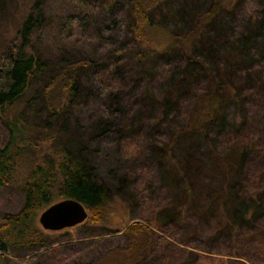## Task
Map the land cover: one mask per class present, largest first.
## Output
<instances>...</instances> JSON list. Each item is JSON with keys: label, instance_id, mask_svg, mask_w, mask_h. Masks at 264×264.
Returning <instances> with one entry per match:
<instances>
[{"label": "trees", "instance_id": "obj_1", "mask_svg": "<svg viewBox=\"0 0 264 264\" xmlns=\"http://www.w3.org/2000/svg\"><path fill=\"white\" fill-rule=\"evenodd\" d=\"M42 1L33 0L13 46L0 56V187L8 183L20 150L28 145L21 112L10 114L37 83L44 84L38 95L49 114V128L41 129L40 139L46 142L47 158L27 169L21 183L22 206L0 219V264H6L10 256L19 257L17 250L25 251L22 257L38 259L55 246L65 248L66 253H56L62 264L72 258L67 254L73 239L69 228L60 240L59 232H44L38 224L40 212L55 201L73 198L84 205L88 216L74 227L96 225L107 218L112 200L109 187L89 160L87 141L74 137L67 128L69 110L79 100L92 108L93 132L100 138L108 133L119 136L121 142L131 139L128 133L133 135L134 154L129 150L126 160L134 157L137 148H144L170 181L171 194L165 200L154 199V228L139 218L121 219L117 233L125 238V245L114 252L122 253L127 264H264V46L256 44L264 45V0L248 1L251 11L231 28L227 47L217 59L209 58L215 49L213 21L224 11L234 12L240 0H198L206 6L196 24L187 29L181 16L183 6L170 12V22L163 15L160 21L156 18L157 9L168 0H55L59 10L47 13ZM46 14L56 18L52 22L54 44L43 32ZM39 42L55 46L54 53L62 56L63 50L67 53L89 44L97 56L49 58L47 46ZM196 43L207 53H194ZM244 43L248 44L245 51H239ZM151 52L155 64L146 69ZM240 65L246 67L243 76L247 80L254 70L260 78L236 86L231 74ZM193 78L195 83L186 91ZM28 102L36 100L32 97ZM240 103L248 119L236 131L224 127L230 122L232 126L233 107L241 109ZM137 109L142 113L139 118L133 117ZM220 125L224 128L216 129ZM200 136L210 157L228 169L219 185L209 179L192 183L174 154L177 138L190 141ZM124 147L129 149L125 143ZM122 175L126 180L129 177ZM134 178L140 180L136 173ZM147 179L142 174V193ZM146 201L142 197V205ZM198 201L200 208L193 211L192 204ZM247 201L254 205L251 211L245 206ZM208 206H214L217 217L224 216V208L229 211L225 223L233 234L231 240L213 244L206 252L202 236ZM181 232L191 233L180 239ZM115 236L99 235L90 242H107Z\"/></svg>", "mask_w": 264, "mask_h": 264}, {"label": "rangeland", "instance_id": "obj_2", "mask_svg": "<svg viewBox=\"0 0 264 264\" xmlns=\"http://www.w3.org/2000/svg\"><path fill=\"white\" fill-rule=\"evenodd\" d=\"M249 0H240L235 8L234 12L224 11L221 16L215 21H213V33L214 37L212 38L215 45V49L212 52L213 58L209 55L211 59H217L219 57V52L224 51L227 47L228 35L231 33V28H235L237 21L248 16V13L251 11L249 9ZM33 0H0V56L1 53L5 52L9 46H13L15 42V37L17 31L19 30L20 24L24 20L26 14L29 11V8ZM43 10L45 13L47 11H58L59 5H56L58 2L55 0H44L42 1ZM180 6H183L182 18L186 19V29L188 27H193L196 24L198 14L202 11L206 5L200 6V1L198 0H168L167 3L163 6H160L157 9L156 18L158 21L161 20V15L163 18L170 22L171 15L174 9H178ZM47 10V11H46ZM47 15V14H46ZM54 15H47L45 22V29L43 30L46 34V39L48 38L49 42L54 44V35L52 32V22ZM232 21V22H231ZM167 22V23H168ZM169 24V23H168ZM48 35V36H47ZM42 41H46L45 37L42 38ZM58 43V41H57ZM257 47H263L261 41H257ZM40 46H47L46 54L49 55V58H60L65 56L70 58L82 59L81 57L94 58L96 52L93 47L89 44L77 45L76 48L69 49L67 51H62L63 56L55 52V46H48L44 42H39ZM248 44L244 43V47L239 48V51H245ZM49 47V48H48ZM45 49V47H43ZM194 53L206 54L204 51V46L200 43H196L194 47ZM54 54V55H53ZM155 53L151 52L147 55L145 68L149 69L153 67L154 55ZM155 64V63H154ZM244 66H237V69H234L231 74V79L236 86L243 85L244 83L252 84L254 81L260 78L259 73L254 70V73L250 75V79L247 80L243 75L245 71ZM153 69V68H152ZM150 69L149 71H151ZM88 75V74H86ZM85 75V76H86ZM89 79L86 81V86L90 87ZM192 84H186L185 90L190 91V88L195 83L196 78L191 79ZM261 82H259L260 84ZM258 84V83H257ZM43 83H37L20 100L15 107L14 112L10 114L18 115V112H21L20 118L22 119V125L25 129L24 140L28 142V145L25 148H22L18 154L17 163L14 170L11 173V176L8 180V183L5 186L0 187V219L5 213H14L16 212L23 203V193L21 191V183L24 179V175L30 165L34 162H41L47 154V146L45 141H40L42 139L41 129L46 126V121L49 119L48 112L45 108L44 100L38 95L42 89ZM57 91L55 93L57 94ZM60 94L56 95L59 96ZM34 97L36 102L29 104L28 100ZM84 95L83 99H87ZM51 103L55 105V101L50 99ZM79 104L74 106L69 110V116L71 121H69V132L74 137H81L87 141V148L89 150V160L94 165L96 174L99 179H101L108 187L111 193V202L108 214L104 222L98 223L96 225H85L83 227H71L69 228V234L73 238L72 245L69 247L70 254L72 258L69 260L64 259L63 264H83L84 262H91L92 264H127L126 258L122 253H115L114 250L118 246L125 245V238L122 235L117 233V230L122 228L120 222L123 217L133 221L132 219H141L152 228L155 227V222L152 219L155 217L157 207L154 206L156 198L158 200H165L167 195L171 194L170 191V181L161 174V169L159 166H156L154 163L153 157L146 151L144 148H137L136 154L134 157L130 158V161L126 160V157H129V150L131 154H134L135 150V140L133 135L128 133V137L131 139L126 142H121L120 137L113 134H105L101 138L97 135V132L92 131L93 115L92 108L86 102L84 104ZM25 105V106H24ZM241 109L239 107H233L235 117L234 122L228 123L224 127H232V130L236 131L239 125L243 122L244 118L248 119V116L244 112L242 103H240ZM243 112V113H242ZM138 109L133 117L139 118L142 113ZM90 115V117H88ZM251 115V114H249ZM132 117V118H133ZM48 118V119H47ZM250 118V117H249ZM51 120V119H50ZM61 122L57 125L59 126ZM261 123H264V116L262 115ZM57 125H55L57 127ZM169 130L170 127L174 126V121L168 124ZM223 125L215 127L218 130H221ZM46 128H49L48 125ZM57 129V128H56ZM1 130V129H0ZM78 132V134L75 133ZM58 134V130H56ZM126 135L124 137H127ZM123 137V138H124ZM211 137H209L210 140ZM207 140V138H206ZM186 142H189L186 144ZM120 143L122 146L120 147ZM124 143L128 145L129 149L124 147ZM191 143V144H190ZM241 149V147H240ZM141 151V153H140ZM174 154H176L181 162L182 169L187 172L188 178L192 183L201 182L205 179H209L212 183L220 184L223 182L224 174L228 171L225 167L218 165L212 156L210 157L209 149L206 146L203 136L194 137L190 141L182 140V138H177L173 145ZM149 164V165H148ZM226 171V172H225ZM139 176L140 180L136 181L133 176ZM122 174H129L128 179H124ZM142 174L147 176L145 181L147 189L142 193ZM148 174V175H147ZM155 174V177L149 178ZM132 176V177H130ZM150 180V181H149ZM144 182V183H145ZM133 186L138 190L134 192ZM142 197L146 199L147 204L142 205ZM145 202V201H144ZM252 201H247L248 205H245L249 211L252 210L253 204ZM201 203L193 202L192 207L193 211L200 208ZM244 206V207H245ZM155 208V209H154ZM208 210L204 212V221L205 231L203 232V247L207 252L210 250L213 244H220L224 241L228 242L232 238L233 232H230V228L225 223L227 220L229 211L224 208V216L217 217V211H215L214 206L207 207ZM151 213V218L149 214ZM189 220V219H188ZM230 225V222H229ZM40 226V225H39ZM44 230V229H43ZM62 230L54 231L58 238L63 239ZM184 230V229H182ZM44 232H49L44 230ZM191 232H181L179 236L180 239H185L190 235ZM199 234L200 232H194ZM116 234L110 241L107 242H93L94 238L99 235L103 236H112ZM80 239H76V237ZM105 241V240H104ZM191 248V247H190ZM63 250V253H66L65 248L59 246L53 247V250L47 251V253L38 256L37 258L30 259L24 254V250H17L16 254H19V257L10 256L5 260L6 264H36L37 260L45 262V264H62L60 261V255ZM58 252V254H56ZM189 260L194 259V255L190 252L188 254ZM29 260L30 262H26ZM44 264V263H43Z\"/></svg>", "mask_w": 264, "mask_h": 264}, {"label": "water", "instance_id": "obj_3", "mask_svg": "<svg viewBox=\"0 0 264 264\" xmlns=\"http://www.w3.org/2000/svg\"><path fill=\"white\" fill-rule=\"evenodd\" d=\"M87 216V210L81 202L65 198L44 208L38 216V224L44 230L59 231L81 224Z\"/></svg>", "mask_w": 264, "mask_h": 264}]
</instances>
